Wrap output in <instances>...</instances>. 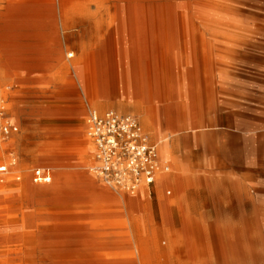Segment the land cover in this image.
I'll list each match as a JSON object with an SVG mask.
<instances>
[{
  "label": "rangeland",
  "instance_id": "1",
  "mask_svg": "<svg viewBox=\"0 0 264 264\" xmlns=\"http://www.w3.org/2000/svg\"><path fill=\"white\" fill-rule=\"evenodd\" d=\"M58 1L33 4L30 0H0V105L5 106L8 121L18 127V133L9 137L0 134V147L4 150L0 166L14 158L30 179L36 167L52 171L51 167L62 164H66L67 172L87 173L108 196L118 198L120 208H110L115 205L113 201L91 203L84 195L75 214L63 216L70 222L67 231L72 233L75 229L82 242L103 240L108 243L105 250L110 252L135 248L141 251V237L145 250L155 251L152 242L156 238L159 248L174 252L175 241L184 232L179 228L191 215L178 211L175 172L169 168V182L161 185L156 181L150 188L131 194L107 184L93 170L95 156L87 152L89 116L110 110L135 117L149 142L156 145L149 120L143 123L140 119L151 111L169 119L165 129L172 140V156L187 162L191 180L197 171L207 167L206 161L214 164L211 176L223 186L218 187L215 197L205 186L191 192L195 210L208 220L206 226L210 227L213 219L225 221L224 225L254 219L255 204L252 199H240V187L250 184L264 188V0H219L216 7L207 5L227 25L230 21L241 23L252 28V34L215 26L201 36L195 34L194 39L187 36V41H178L184 34L179 31L176 41L166 46L171 52L160 43H141V23L128 20L119 27L122 57L107 49L109 29L104 22L98 23L100 16L95 20L94 15V21L85 17L84 25L61 31V18L69 17L59 13L54 17ZM67 2L69 11L73 5ZM95 6L91 2L88 14L95 13ZM80 38L89 40V45L82 47ZM84 51L102 53L93 68L100 87L96 95L92 91V101L91 93L79 85L74 71L83 65ZM68 52L74 56L67 58ZM41 53L38 63H45L47 68L29 69ZM15 66L27 69L18 70ZM126 80L137 89L141 87L140 102L138 98L134 104L119 102L108 90L116 83L123 93L128 88ZM2 122L0 118V125ZM31 184L34 185L32 180ZM127 199L133 202L129 216L123 206ZM121 215L126 219L125 228L105 225ZM74 219L77 225L73 227ZM122 233L132 236V247L121 245ZM216 237L207 232L204 261L229 264L212 259L213 254L220 258ZM220 240L224 241L222 235ZM190 242L193 252L191 237ZM258 242L254 264H264L257 261L264 259V235ZM184 247L180 242V251ZM223 250L226 251L224 245ZM235 264L250 263L241 259Z\"/></svg>",
  "mask_w": 264,
  "mask_h": 264
},
{
  "label": "bare ground",
  "instance_id": "2",
  "mask_svg": "<svg viewBox=\"0 0 264 264\" xmlns=\"http://www.w3.org/2000/svg\"><path fill=\"white\" fill-rule=\"evenodd\" d=\"M41 1L30 0L33 4L41 3ZM45 1L51 3L54 0ZM218 1L69 0L73 6L69 11H66L67 0H59L58 11L54 10L53 13L55 18L56 13L59 15L66 14L69 17L64 18V20L61 18L59 25L61 31L84 25L85 17L92 19L95 15V20H98V16H100L98 23L104 22L109 29L107 49L115 56L122 57L120 44L123 36L119 27H122L128 20L141 23V43L143 41L154 42L155 45L160 43L161 46L165 47V50H168L166 46L169 47L172 41H176L179 31L184 32V34L181 35L183 37L181 40L177 39L178 41H187V36L194 39L195 34L200 35L207 29H214L215 26H228V28L239 31V34L240 32L253 33L252 28L242 26L241 23H235V21H230L227 25L226 20L215 10L207 8V5L210 7L218 6ZM91 2L96 5L94 14L87 12ZM81 32L84 33V30ZM142 36L149 38L145 40ZM80 40L82 47L89 45V40L82 38ZM167 52H171V50ZM101 54L95 55L89 51H84L82 54L83 65L74 69L80 81L79 85L91 93L90 101L95 99L92 96V91L94 90L96 95V91L100 87L95 82L94 64L95 61L97 63L98 58H101ZM66 56L72 58L74 54L68 52ZM40 57L42 58V53L35 57L37 59L32 60L34 64L29 69L43 71L47 68L45 63H38ZM15 69L24 70L27 67L15 66ZM125 83L128 88L123 93L119 92L116 83L113 86L110 85L108 90L119 102L126 101L132 104L136 98L140 102L141 87L139 86L137 89L135 86L129 85L128 80ZM103 97L106 98L107 96L103 95ZM95 113L97 114V112ZM140 119L143 123L145 119L149 120L150 126L153 127L151 138L156 144L158 163L168 165H159L160 171L156 176L157 183L162 185L170 181L169 168H171L175 172L173 178L179 195L178 211L185 210L191 214L183 220L185 223L181 225V229L179 228L184 232L182 235L180 234L178 241H175L177 249L174 252L162 250L161 247L159 248L156 238H153L155 241L152 242L155 251L145 250V240L141 237V251L135 248V250L131 249L123 253L105 250L108 243L103 240L91 239L87 236L91 241L82 242L75 229L72 233L66 230L68 229L67 223L70 224V222L65 221L63 216L74 215L77 204L84 195L91 203L113 201L114 204L115 202V205H110V208H120L118 198L108 196L105 190L98 185L99 183L89 174L83 173L84 175L81 174L83 175L81 177L77 174L78 172L65 171L66 164L51 167V180L48 184L32 185V178H29V173L23 174L21 164L13 158L11 161H7L5 165L0 166L5 167V172L0 173V264H207L204 261L206 257L204 251L207 245L206 235L208 231L218 238L216 246L220 249L217 252L220 258L215 257L217 254H213L212 259L214 261L219 260L220 262L235 264L240 263L241 259H245L250 264L256 262L254 254L259 239L264 235V188H257L250 184H243L240 187V199H252L253 205L255 204L254 219L248 221L240 219L237 225H224L225 221L213 219L211 226L207 227L205 222L208 220L203 213L195 210V198L191 192L205 186L209 194L215 197L218 187H223L220 185L221 181L217 183L211 176L210 169L214 166L213 162L206 161L207 167L197 171L196 177L194 176L195 179L191 180L187 173L189 170L187 162L172 156V140L165 129L169 119H163L151 111L147 112L143 119L142 117ZM87 140L89 143L87 152L94 155L95 147L92 142H89V139ZM3 151V147H0V162H2L1 154ZM82 167L84 166L82 165L80 168ZM145 188L147 187L139 186L131 194L141 192ZM123 206L126 215H128L133 202L127 199ZM74 223L73 227L77 225L75 219ZM105 225L125 228L126 219H124V215H121L119 218L105 223ZM185 231L188 233L186 234ZM221 235L224 238L223 242L220 240ZM119 236H121V245L132 247V236L127 233H122ZM190 237L194 240L193 252L190 250L192 245ZM180 242L185 246V250H181L182 252L179 249ZM223 245L226 251L223 250ZM257 261L264 262V259Z\"/></svg>",
  "mask_w": 264,
  "mask_h": 264
},
{
  "label": "built area",
  "instance_id": "3",
  "mask_svg": "<svg viewBox=\"0 0 264 264\" xmlns=\"http://www.w3.org/2000/svg\"><path fill=\"white\" fill-rule=\"evenodd\" d=\"M0 118L3 121L1 136L9 137L18 132V128L8 121L4 105H0ZM87 126V136L95 147L93 170L107 184L130 193L139 186L150 188L155 184L160 171L156 146L149 142L135 117L111 110L103 114L92 113ZM4 172L5 167H0V173ZM31 177L34 184H48L51 170L36 167Z\"/></svg>",
  "mask_w": 264,
  "mask_h": 264
},
{
  "label": "crops",
  "instance_id": "4",
  "mask_svg": "<svg viewBox=\"0 0 264 264\" xmlns=\"http://www.w3.org/2000/svg\"><path fill=\"white\" fill-rule=\"evenodd\" d=\"M18 128V127H17ZM18 133V132H17Z\"/></svg>",
  "mask_w": 264,
  "mask_h": 264
}]
</instances>
